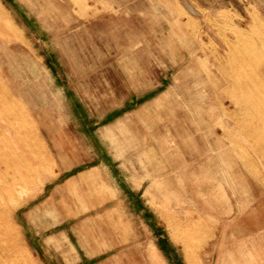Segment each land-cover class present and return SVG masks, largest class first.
I'll return each instance as SVG.
<instances>
[{"label": "rangeland", "instance_id": "rangeland-1", "mask_svg": "<svg viewBox=\"0 0 264 264\" xmlns=\"http://www.w3.org/2000/svg\"><path fill=\"white\" fill-rule=\"evenodd\" d=\"M0 9L4 264H264V0Z\"/></svg>", "mask_w": 264, "mask_h": 264}, {"label": "bare ground", "instance_id": "bare-ground-1", "mask_svg": "<svg viewBox=\"0 0 264 264\" xmlns=\"http://www.w3.org/2000/svg\"><path fill=\"white\" fill-rule=\"evenodd\" d=\"M0 14H1V17H2V19L1 20H3L4 18H5V15H4V13H3V11L0 9ZM8 24V23H7ZM259 24V23H258ZM262 25V24H261ZM261 25H259V26H261ZM255 27V26H254ZM262 27V26H261ZM258 28V27H257ZM263 28V27H262ZM254 29V28H253ZM257 30V29H256ZM13 31V28H12V26L10 25V24H8V26H6V32L7 33H10V32H12ZM264 32V31H263ZM264 42V41H263ZM262 42V43H263ZM255 46V45H254ZM254 46H252V48H255ZM258 46V45H257ZM262 47V46H261ZM263 47H264V45H263ZM247 48H249V47H246V49ZM251 49V48H250ZM249 50V49H248ZM253 50V49H252ZM262 50V49H261ZM243 51H245V49L243 50ZM242 52V51H241ZM246 52V51H245ZM248 52V51H247ZM253 52V51H252ZM252 52H250V53H252ZM244 53V52H243ZM254 53V52H253ZM252 53V54H253ZM261 53V52H260ZM237 57H238V55H237ZM240 57V56H239ZM255 57V56H254ZM252 58L251 60L253 61V62H258V61H256L255 59H256V57L255 58ZM260 57V56H259ZM241 58V57H240ZM239 58V59H240ZM238 58H236L235 60H237ZM242 59V58H241ZM240 59V60H241ZM239 60V61H240ZM244 59H242V61H243ZM251 60H249V61H251ZM255 60V61H254ZM241 61V62H242ZM238 62V61H237ZM245 62H243L242 63V65H245L244 64ZM240 65V64H239ZM264 67V66H263ZM263 76V79H261L260 81H259V84L257 85V87H256V89H257V92H258V96L256 97V102L254 103V106L256 107V109L258 110V113H257V117H259L260 118V120L261 121H264V70H263V72L261 73ZM1 126V125H0ZM8 128H10L9 126H8ZM10 130H11V128H10ZM3 133V129H2V127H0V139L3 137L2 135H4V133ZM14 133H15V135H17V136H22L23 137V135H22V131L19 129V130H16V131H14ZM0 141H2V140H0ZM4 142V141H3ZM5 143V142H4ZM0 147H1V145H0ZM6 146L4 145V148H5ZM17 151V150H16ZM30 155L32 156V158H35V164L37 165V166H40V165H42V163H41V160L39 159L38 161L36 160V157H37V154H36V152L34 151V150H30ZM33 155H34V157H33ZM0 165H3L4 167H5V169H8L9 168V165H8V162H7V160L6 159H4V158H0ZM21 165V164H20ZM23 168V167H22ZM36 168V167H35ZM41 168V167H40ZM16 177V176H15ZM15 184V183H14ZM15 186V185H14ZM14 189V188H13ZM10 191V189H6L5 190V192L6 193H8ZM2 192H0V194H1ZM16 193H17V191H16ZM12 196V195H11ZM10 196V197H11ZM12 198H13V196H12ZM12 201V200H11ZM11 201H9V202H11ZM12 203V202H11ZM10 209L11 208H9L6 204H5V202H4V198L2 199V198H0V240H2L3 238L6 240H8V241H13V237H12V230H11V228H10V226H9V222H8V215H9V212H10ZM13 248H12V246L10 245V244H6V245H4V244H2L1 242H0V264H4V260H6L5 258H7V256H11V255H13ZM186 255H187V258H188V260L190 261V263L191 264H196L194 261V259L192 258V257H190V255L186 252Z\"/></svg>", "mask_w": 264, "mask_h": 264}, {"label": "crops", "instance_id": "crops-1", "mask_svg": "<svg viewBox=\"0 0 264 264\" xmlns=\"http://www.w3.org/2000/svg\"><path fill=\"white\" fill-rule=\"evenodd\" d=\"M11 25V24H10ZM12 26V25H11ZM13 28V27H12ZM13 31H14V28H13ZM95 76V75H94ZM107 133L108 134H111V130H107Z\"/></svg>", "mask_w": 264, "mask_h": 264}]
</instances>
